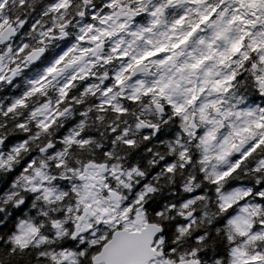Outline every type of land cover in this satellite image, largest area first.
Masks as SVG:
<instances>
[{"label": "clouds", "instance_id": "9594fccd", "mask_svg": "<svg viewBox=\"0 0 264 264\" xmlns=\"http://www.w3.org/2000/svg\"><path fill=\"white\" fill-rule=\"evenodd\" d=\"M54 2L27 0L21 8L9 0L3 9L14 27L0 35V264H231L228 253L242 240L228 221L253 219V211L254 223L264 218L258 195L264 193V147L228 176L216 181V175L228 171L240 150L222 143L233 127L264 118V64L229 54L181 73L176 64L187 57L164 65L145 58L143 68L124 74L127 61L111 49L133 39L128 33L142 23L135 10L167 8V0H66L67 7L49 11ZM212 5L219 0H207ZM192 7L171 8L133 48L144 49L182 10L192 16ZM106 30L112 35H103ZM93 35L102 43L91 41ZM65 40L73 52L57 66L62 70L25 96L34 87L29 81H39L66 50ZM82 47L91 51L81 54ZM193 48L190 41L181 51ZM45 53L54 55L33 68ZM117 74L125 75L119 84ZM165 80L173 86L163 94L158 87L146 92ZM234 189L241 191L225 207L221 197ZM114 236L134 237L136 244L123 248ZM248 251L264 252V242Z\"/></svg>", "mask_w": 264, "mask_h": 264}, {"label": "snow or ice", "instance_id": "6c2138e0", "mask_svg": "<svg viewBox=\"0 0 264 264\" xmlns=\"http://www.w3.org/2000/svg\"><path fill=\"white\" fill-rule=\"evenodd\" d=\"M115 2V0H113ZM227 0H219V6L212 5L207 7V0H167V8L163 4H153L151 9L140 7L135 10L139 14L135 16V19L142 23L137 26L135 31H130L128 35L133 39L128 41H122L112 48V52L117 53V58L127 61V63L121 69V72L127 74L129 71H136L143 68L145 58H153L159 65H164L168 62H174L178 57H187L182 63L176 64V69L179 72H183L185 68L198 70L205 63L210 61L220 60L222 61L229 54L233 56H241L244 61L249 59L259 60L261 64H264V0H233L234 6L229 9L225 7ZM9 0H0V35L4 34V29L7 26L8 29H12L14 26L11 23L9 16L3 15V9L8 5ZM19 7L23 8L27 0H17ZM205 5L203 8L195 7L196 5ZM181 5H192L193 15H189L188 10H182L177 13L170 21L165 22V30L150 36L145 41L144 49L133 48L136 38L143 39L146 33H152L154 28H158L161 24L160 17L170 12L173 7H180ZM66 0H56L51 4L49 11H57L61 8L67 7ZM15 7V5H13ZM108 7H112L109 4ZM244 14L241 15V11ZM249 16L252 19H249ZM147 20V23H143ZM103 23V21H101ZM207 26V35H200L205 31ZM92 26L89 25V28ZM120 28L128 27L125 23L119 25ZM257 30L252 31L251 29ZM179 29V31H177ZM48 31H53L49 29ZM103 35L111 36L110 30L103 31ZM161 38L165 42H161ZM82 43L84 42V36L77 37ZM91 41L102 43L98 35L90 37ZM194 44V48L191 51L182 52V48H186L189 42ZM70 41L65 40L62 47H66ZM151 45H158L155 47H149ZM247 48V51L245 49ZM91 51L88 48H81V54ZM60 49H57V53ZM73 52L72 47H66V50L58 56V59L51 65L44 69V76L37 80H30L29 84L34 86L24 92L27 96L30 92L40 91L41 83L44 81L45 76L48 74H55L58 70V65H61L65 59L69 56V53ZM253 53L255 55H253ZM53 53H45L41 60L33 65V68H39L48 63ZM157 57H162L156 59ZM76 58L68 61L69 64L75 62ZM253 68H256L255 63L252 64ZM31 71V70H29ZM211 68L207 69L205 75H211ZM25 75H29L28 72ZM2 79V77H0ZM75 79V76L72 77ZM125 79V75L117 74L116 82L121 83ZM230 79V77H228ZM221 81H216V84ZM261 88L264 89V80L260 81ZM68 84H65L61 88L63 94L64 88ZM172 81H157L154 82L153 87L147 88L146 92L153 91L155 88H159L161 94L165 89L172 87ZM138 90V89H137ZM19 91V89L17 90ZM134 98V97H133ZM195 99V97H193ZM192 103V100L188 101ZM17 104H23V100L17 99ZM15 105H13L14 107ZM12 109L9 108V111ZM120 111L119 108L116 109ZM182 107H176L177 113L181 112ZM264 112V109L260 110ZM22 127V125H19ZM209 138L211 132L208 133ZM231 137H238L240 139V145L235 143L230 144ZM86 141L82 142L85 143ZM131 143V141H129ZM223 145L230 146L231 148H239L236 156L233 157L234 163L228 169V171L222 174L216 175V181H219L222 177H226L229 173L238 168L241 162L248 156L252 155L257 149L264 147V118H253L243 122L242 126L233 127L229 136H226L223 140ZM227 150L226 148L224 149ZM207 158V157H206ZM264 163V161H261ZM219 191V189H218ZM240 189H234L232 193L222 196L221 199L225 201V207L228 206V202L238 193ZM248 193H244L247 195ZM264 199V193L258 194ZM243 211V210H242ZM257 213L253 211L251 216L253 219H249V215H241L233 217L228 221L231 231L241 237L242 243L240 246L230 249L228 255L232 257L231 264H264V252L256 251L249 252L248 246L255 244L256 242H264V218H261L259 223L253 222ZM229 241L232 240V236L227 237ZM113 241L122 246L123 248H133L136 244L134 237H113ZM14 243L23 248L24 243L19 238L14 239ZM96 257H93L95 260ZM112 264H121V261L114 260Z\"/></svg>", "mask_w": 264, "mask_h": 264}]
</instances>
